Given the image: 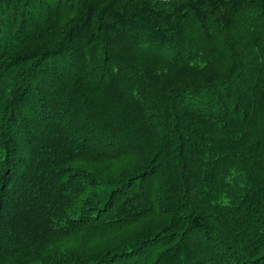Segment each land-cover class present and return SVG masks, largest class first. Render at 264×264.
I'll return each mask as SVG.
<instances>
[{"label": "trees", "instance_id": "16d2710c", "mask_svg": "<svg viewBox=\"0 0 264 264\" xmlns=\"http://www.w3.org/2000/svg\"><path fill=\"white\" fill-rule=\"evenodd\" d=\"M0 264H264V0H0Z\"/></svg>", "mask_w": 264, "mask_h": 264}, {"label": "built area", "instance_id": "2783aa9c", "mask_svg": "<svg viewBox=\"0 0 264 264\" xmlns=\"http://www.w3.org/2000/svg\"><path fill=\"white\" fill-rule=\"evenodd\" d=\"M163 1H170V0H163Z\"/></svg>", "mask_w": 264, "mask_h": 264}]
</instances>
